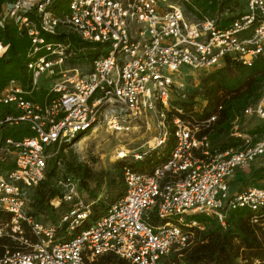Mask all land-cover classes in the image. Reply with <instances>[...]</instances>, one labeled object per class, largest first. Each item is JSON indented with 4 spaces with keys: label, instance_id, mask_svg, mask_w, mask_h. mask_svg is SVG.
I'll use <instances>...</instances> for the list:
<instances>
[{
    "label": "built area",
    "instance_id": "obj_1",
    "mask_svg": "<svg viewBox=\"0 0 264 264\" xmlns=\"http://www.w3.org/2000/svg\"><path fill=\"white\" fill-rule=\"evenodd\" d=\"M56 8L57 0L0 3V28L14 24L31 39V88L12 79L0 91V237L14 242L0 252V264H93L107 254L131 264H171L170 255L204 229L197 216L227 227L230 212L241 207L252 211L251 221L264 234V182L236 191L231 186L236 175L249 177L264 166V135L241 130L237 117L232 136L239 146L213 149L217 115L199 118L173 104L184 67L211 71L228 60L251 65L264 55V0H243L227 28L209 17L188 22L179 0H70L66 12ZM59 28L101 45L89 72L64 68L68 46L42 36ZM8 48L0 41V58ZM42 88L44 101L33 100ZM157 108L173 113V133L166 129L157 146L171 134L176 146L148 172L125 166L126 192L107 211L93 219V202L85 201L79 180L68 175L58 181L62 196L50 201L63 208L59 220L44 224L30 213L29 190L46 178L63 145L104 121L122 130ZM243 117L264 125V92ZM20 125L32 135L17 140L4 134Z\"/></svg>",
    "mask_w": 264,
    "mask_h": 264
},
{
    "label": "trees",
    "instance_id": "obj_2",
    "mask_svg": "<svg viewBox=\"0 0 264 264\" xmlns=\"http://www.w3.org/2000/svg\"><path fill=\"white\" fill-rule=\"evenodd\" d=\"M2 1L4 0H0V3ZM69 2L70 0H57V12L60 14L66 12ZM185 5L187 12H191L197 19L209 17L216 20L219 28H227L237 17V9L243 8V0H189ZM42 36L49 43L66 44L67 52L87 50L88 59L91 62L101 54L100 44L86 41L80 35L66 29L59 28L56 33L43 31ZM0 41L9 45L6 54L0 58V91L12 79L19 80L23 86L30 89V74L27 70V54L31 48L30 37L27 33L19 31L14 24H8L4 29L0 28ZM79 55L82 57L85 53H79ZM263 92L264 55H261L251 65L228 60L224 67L210 72L204 79L201 93L206 104H200V109H196L195 104L183 99L175 98L173 104L187 111H193L199 118L217 115V120L210 133L211 145L213 149L227 151L240 144V139L232 136L235 119L242 118L247 106L257 102ZM44 95V92L35 93L31 98L43 102ZM88 131L78 136L74 142L86 136ZM251 132L257 134L258 137L263 136L264 125L256 126ZM171 133H173L172 127ZM4 134L17 140L32 135L30 128L24 125L7 129ZM66 146L69 144L63 145L50 161L47 176L34 189L31 201L34 215L44 214L54 222L59 220L63 210L62 208L58 211L50 204L53 198L63 194L62 188L58 186L59 180L73 175L82 186L96 180L99 186L103 184L86 164L73 157L72 152L65 153ZM175 146L176 139L174 134H171L162 157H145L133 163H118L119 183L110 185L105 201L93 205L92 218L96 219L107 211L111 204L124 196L126 192L125 166L140 171H144L147 167L153 170L171 155ZM2 170L4 168L0 166V172ZM250 175L252 180L264 181V166L253 168ZM251 216L252 211L249 208L235 209L230 212L227 227H223L214 218L197 216L196 219L205 226L204 229H196L193 243L179 253H172L169 257L170 263L264 264V234L259 226L251 221ZM6 246L13 247L14 242L4 235L0 237V252H3ZM93 264L131 263L115 254H107L97 257Z\"/></svg>",
    "mask_w": 264,
    "mask_h": 264
},
{
    "label": "rangeland",
    "instance_id": "obj_3",
    "mask_svg": "<svg viewBox=\"0 0 264 264\" xmlns=\"http://www.w3.org/2000/svg\"><path fill=\"white\" fill-rule=\"evenodd\" d=\"M188 1L189 0H179L184 7L186 19L188 22L197 21V18L186 10L185 3ZM238 10H241V8L237 9V14ZM79 53H85V56L81 57ZM88 58L89 53L87 50L66 52L63 67L74 73L75 70L73 69H77L81 74H85L92 68L93 61H89ZM212 71L215 70L208 71L193 67H184L181 69L176 76V81L178 83L176 84L177 86L174 87V97L195 104V108L200 109V104H206V100H203L201 95L203 91V82ZM41 92L45 93L43 88L37 93ZM172 116L173 113H170L169 110L165 111L164 109L157 108L156 111L143 113L137 120L133 121V119H131L132 123H126L125 127L119 131L112 129L108 123L104 121L101 126L98 125L96 131L89 130V133L79 141L66 146V154L72 152L73 157L79 162L86 164L93 171L95 177L103 182L100 186L97 180L88 182L86 186H82L79 181L85 201L89 203L93 202V205H97L101 201L107 199L110 185L112 183L117 184L120 180L117 170L118 163H133L134 161L143 160L145 157H162L166 144L157 146V142L166 129H171ZM239 124L241 130L252 131L256 126L263 124V122L255 117H242ZM121 151L126 152L124 157L119 156V152ZM136 155L142 156V158L136 159ZM149 170V167H147L144 171L148 172ZM250 177L251 175L249 177H241L240 175L233 177L231 180L232 190L236 191L242 186L264 182H258L256 179L252 180ZM33 192L34 190L31 189L28 194L29 211L32 214L34 213L31 204ZM36 216L39 221L44 224L54 222L44 214H36ZM96 259L97 258H95V260Z\"/></svg>",
    "mask_w": 264,
    "mask_h": 264
},
{
    "label": "bare ground",
    "instance_id": "obj_4",
    "mask_svg": "<svg viewBox=\"0 0 264 264\" xmlns=\"http://www.w3.org/2000/svg\"><path fill=\"white\" fill-rule=\"evenodd\" d=\"M96 131V130H95ZM126 155V152L125 151H121V152H119V156L120 157H124Z\"/></svg>",
    "mask_w": 264,
    "mask_h": 264
}]
</instances>
